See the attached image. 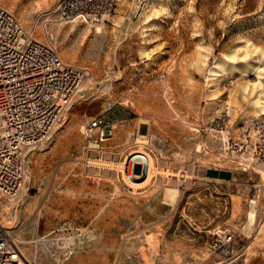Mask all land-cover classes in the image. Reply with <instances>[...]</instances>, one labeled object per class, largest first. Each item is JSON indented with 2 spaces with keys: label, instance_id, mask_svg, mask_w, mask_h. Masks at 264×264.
<instances>
[{
  "label": "rangeland",
  "instance_id": "374dc122",
  "mask_svg": "<svg viewBox=\"0 0 264 264\" xmlns=\"http://www.w3.org/2000/svg\"><path fill=\"white\" fill-rule=\"evenodd\" d=\"M60 1L1 0L38 38L51 28L62 59L87 71L63 122L29 152L16 208L0 196V220L26 263L264 264V164L242 171L227 148L247 125L251 146L264 151L255 104L264 92V0H114L103 23L51 25ZM101 114L121 122L94 146L84 126ZM223 117L226 146L214 126ZM143 121L158 172L134 188L109 164L138 147ZM208 167L233 177L208 180ZM172 185L175 202L165 196ZM70 237L73 248L64 246Z\"/></svg>",
  "mask_w": 264,
  "mask_h": 264
},
{
  "label": "built area",
  "instance_id": "2783aa9c",
  "mask_svg": "<svg viewBox=\"0 0 264 264\" xmlns=\"http://www.w3.org/2000/svg\"><path fill=\"white\" fill-rule=\"evenodd\" d=\"M113 3L114 0H61L56 16L49 22L94 26L108 19ZM86 77V69L62 59L51 28L45 27L38 38L0 0V196L8 202L17 201L26 186L29 152L52 137L76 101ZM119 122L120 118L105 114L89 120L84 126L88 143L100 146L113 136L114 125ZM214 126L226 146L228 121L218 118ZM248 129L244 126L239 138L227 147L242 171L255 170L264 162V151L254 149L247 138ZM258 130L264 142L263 122H259ZM137 131L140 133L139 127ZM137 164L144 167L136 162L133 172ZM0 264H27L12 231L1 220Z\"/></svg>",
  "mask_w": 264,
  "mask_h": 264
},
{
  "label": "bare ground",
  "instance_id": "6f19581e",
  "mask_svg": "<svg viewBox=\"0 0 264 264\" xmlns=\"http://www.w3.org/2000/svg\"><path fill=\"white\" fill-rule=\"evenodd\" d=\"M96 26H97L96 30L98 32H101L102 31V26L101 25H96ZM83 85H82V87H83ZM82 87L80 88L79 92L81 90L83 91L85 89V88H82ZM262 93H263V95H261V96H259L257 98L255 104H258V107L260 108V110H262V113H264V92H262ZM224 137L226 138L227 135L224 134ZM147 139H148V134H140V133H138L137 137H136V142L139 143V145H137L138 147L136 149H133V150L129 151L127 153L126 157L123 160L116 161L115 163L109 164L112 167L116 166V167H114L115 170L122 171L125 181L130 186H132L134 188L140 187V186H143V185L147 184L148 182H150V180L158 172L157 167H156V163H155V159H154L153 155L150 154L144 148V144L147 143ZM136 162H141V163L144 164L142 173L133 172V165ZM262 164H264V162ZM204 170H205V168H204ZM260 173H261L262 179L264 180V170H261ZM189 177H192V176H189ZM189 177H187V178H189ZM26 179H27V176H26ZM165 193H166V195L164 194L165 196H167L169 199H171V201L175 202L178 199V196L180 194V190L178 189V187L172 185L171 187L167 188ZM12 205H14V209H15L16 208V200L14 202H12V201L10 202V205L8 206L9 210L13 209V208H11ZM10 213H11V217H12L13 211H10ZM256 219H257L256 206L252 205L251 209L248 211L247 225H248L249 228H252V226L256 222ZM66 240L67 241H65V243H64L65 245L64 246H68L69 245L70 248H73V245H74L73 238L70 237V238H68ZM72 252H73V250H72ZM24 258L26 259L25 256H24Z\"/></svg>",
  "mask_w": 264,
  "mask_h": 264
},
{
  "label": "crops",
  "instance_id": "0c3cea01",
  "mask_svg": "<svg viewBox=\"0 0 264 264\" xmlns=\"http://www.w3.org/2000/svg\"><path fill=\"white\" fill-rule=\"evenodd\" d=\"M125 121H128L125 120ZM142 125H146V131L143 133L141 132ZM138 127L140 128V134H149L150 133V126L146 124V122H141ZM211 172V173H210ZM233 177V172L230 168L225 167H208L206 170V179L214 180V181H228Z\"/></svg>",
  "mask_w": 264,
  "mask_h": 264
},
{
  "label": "trees",
  "instance_id": "16d2710c",
  "mask_svg": "<svg viewBox=\"0 0 264 264\" xmlns=\"http://www.w3.org/2000/svg\"><path fill=\"white\" fill-rule=\"evenodd\" d=\"M140 173V172H139Z\"/></svg>",
  "mask_w": 264,
  "mask_h": 264
}]
</instances>
